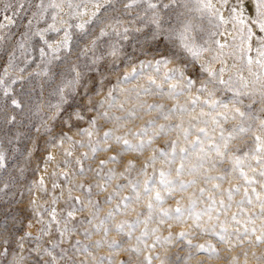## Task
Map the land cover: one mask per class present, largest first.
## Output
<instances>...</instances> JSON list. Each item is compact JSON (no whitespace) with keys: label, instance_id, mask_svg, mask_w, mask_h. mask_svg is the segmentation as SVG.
I'll list each match as a JSON object with an SVG mask.
<instances>
[{"label":"rangeland","instance_id":"obj_1","mask_svg":"<svg viewBox=\"0 0 264 264\" xmlns=\"http://www.w3.org/2000/svg\"><path fill=\"white\" fill-rule=\"evenodd\" d=\"M54 2L60 7H51L53 0H43V8L40 7L41 0H0V25H5L0 27V80L3 81V86H0V152L5 156L4 166L0 167V264H100L101 257L103 264H149L148 257H151L150 264H264V243L255 240L262 234L264 216L258 215L260 204L252 192L254 188L264 197V177L259 175L261 166L251 159V150L255 148L254 134H262L264 94L260 83H252L255 80L252 72L260 71L258 66L253 64L250 72L246 61L231 54L236 52L234 45L240 43L239 25L234 27L230 20V9L235 6V0H228V4L222 0H211L229 20L219 28L215 26L218 20L210 17L208 11L203 14L188 12L183 6L184 0L168 8L163 5L169 4L170 0H154L160 5L156 10L161 18L159 30L150 23L152 10H148L147 17L142 19L146 5L125 8L128 0H110L107 3L100 0L101 6L95 17L92 16L96 11L95 0H71V7L69 0ZM188 7L194 5L189 4ZM248 11L252 12L251 9ZM181 13L185 15L181 16ZM189 17L197 25L193 32L197 44L208 40L209 33L213 31L218 35L212 40L227 43L228 47L222 50L219 60L212 59L221 51L215 43L205 45L209 51L195 59L181 47L174 32H169V29H178L181 21ZM85 20H90V23L81 30L77 25ZM53 24L60 31L50 29ZM102 28L107 35H100ZM253 30L257 36L262 35L255 25ZM65 31L70 35L67 47L59 43L64 40ZM234 36L237 37L235 41ZM93 40L96 41L94 45ZM251 43L255 49V37ZM251 55L255 57V52ZM162 57L171 62L167 65L161 63L157 71L155 61ZM202 65L214 69L217 78L223 68L222 77L224 80L231 78L232 87H241L243 81L239 77L248 81L249 87L241 89L245 94L238 97L240 102L231 103L235 93L228 91L225 85L210 83L217 78L203 71ZM175 68L181 69L184 77L173 72L169 73L172 79L166 80L165 73ZM187 78L195 81L190 89ZM202 83L207 84L209 91L215 92L213 99L228 103V109L205 106L203 101L208 99V92L199 90ZM161 84L163 88H158L157 85ZM172 84L177 85L174 92L170 91ZM7 89L10 91L5 95ZM197 96L200 99L193 106L191 101ZM13 99L19 101L20 107L12 104ZM150 104L164 107L162 110H149L147 106ZM175 105L186 106L188 111L170 113ZM234 107L247 113L243 123L250 130L235 134L227 141L229 158L223 163H219L215 151L210 150L208 162L195 174L198 184L187 193H177L176 198L168 199L163 207L174 208L181 195L187 203L190 193L204 187L207 192L198 209L210 203L208 195L232 205L220 215L219 222L215 212L210 223L205 216V227L215 225L216 231H221L220 224L227 221L224 226L229 233L237 227L242 233L243 227L232 221L231 216L240 210L237 202L244 197V189L247 188L252 203L246 202L242 206L246 212L238 218L247 220L251 215L255 224L249 223L248 226L257 229L255 234L241 235L239 240L231 235L230 243H225L217 236L194 228L191 220L187 223L167 220L161 224L158 214L147 225L141 224L133 230L131 237L125 234L129 231L127 228L125 232L112 228L114 222L133 219L135 212L118 213L115 221L106 222L103 227L112 228L106 238L103 227L97 230L96 226L109 210L120 203L122 197L133 194L130 182L140 181L143 188L146 177L141 169L153 155L154 148L170 151L167 142L177 139L180 147L188 146L179 127H166V134H161L142 153L123 151L122 144L116 142L114 136L105 139V132L112 129L115 135H124L129 129H139L152 119L156 121L157 131L161 124L179 125L181 122L187 129L191 121L196 128L207 127L215 142L222 145L221 151H225V142L219 139L220 128L215 127L211 120L205 125L203 119L208 117L201 118L200 122L192 118L201 111L211 113L219 118L227 136L241 123V118H232ZM131 112L136 116H130ZM162 112L169 114V119L166 120ZM222 113L229 118L224 120ZM117 116L122 119L116 120ZM85 129L92 133L91 136L83 131ZM196 136L197 132L193 130L189 141L195 140ZM127 138L134 143L138 140L133 136ZM210 143L205 140L206 146ZM245 153L249 156L244 159V171L256 181L251 185L245 183L238 171H231L230 157L243 158ZM102 161L106 163L102 164ZM129 161H134L135 167L129 169ZM212 161H217L215 166ZM190 162H198L195 153ZM161 167L167 168L168 165L158 155L155 169ZM153 170V167H148L149 176ZM226 170V180L204 179L205 174L217 176ZM192 178L187 174L184 177L186 180ZM217 183L221 185L220 190L212 187ZM118 185L124 187L119 188ZM236 185L240 186V191H234L229 201L227 190ZM114 191L119 195L108 203L107 198ZM133 206L137 211H144L141 219L147 217L142 205ZM69 212L73 213L71 217ZM145 227L149 234L138 241L137 237ZM157 227L159 231L152 232ZM181 231L192 234L187 238L180 237ZM170 233L171 239H167ZM102 239L104 242L97 247L96 241ZM112 239L120 242L118 247L109 246L108 241ZM188 240L192 241L191 245ZM209 241L215 246V251L195 247ZM136 248L139 251H135Z\"/></svg>","mask_w":264,"mask_h":264},{"label":"snow or ice","instance_id":"obj_2","mask_svg":"<svg viewBox=\"0 0 264 264\" xmlns=\"http://www.w3.org/2000/svg\"><path fill=\"white\" fill-rule=\"evenodd\" d=\"M105 2H110V0H105ZM180 0H170L169 4H164V8H168L171 5H175L179 3ZM222 3L228 4V0H222ZM189 4L194 5V7L189 8ZM137 5H146L144 17H141L142 19L147 17L148 10H152V16L150 18V23L155 26L157 30L161 28V18L160 13L156 11L160 5L157 2H154V0H128V3L125 5V8H132ZM51 7L59 8L60 5L56 4L53 0V3L50 4ZM69 6L71 7V0H69ZM100 0H95V9L92 13V16L95 17L97 12L100 9ZM183 6L188 9V12H198L203 14L205 11H208L210 17L214 16L218 23L215 25L217 28H219L222 24L229 23L228 19H225L222 13H220L219 9H216L215 6L211 3V0H184ZM40 7L43 8V0H41ZM251 7L252 12L249 13L248 9ZM77 8H79V5H77ZM87 10H85L86 12ZM231 17L230 20L233 22L234 27L236 25H239L238 28V37L240 40L239 44H235L234 47L236 48V52L231 53L232 55L238 56L239 59L246 61L247 65L249 66V70L251 72V66L253 64L257 65L260 71L258 72H252V75L255 77V80L252 82L260 83V90L261 93L264 94V0H235V6L231 7L230 9ZM80 14V13H77ZM181 16H184V13L180 14ZM7 19V18H6ZM53 19L55 20L56 17L54 16ZM11 22V21H10ZM90 23V20L82 21L77 25L78 28L83 30L85 28V25ZM29 24H31V21H29ZM253 25H255V28L261 33L262 35L257 36L256 32L253 30ZM5 25H0V27H4ZM197 25L194 23L193 18H186L180 23V27L178 29H169L170 33H173L178 37L180 41L181 47L186 50L188 53L191 54V56L195 59H199L200 56L209 51V47H206L205 45H208L210 42L215 43L218 47L220 52H218L216 55L212 57L213 60H219L221 56L223 55L222 50L226 47H228L227 43H221L219 39L212 40L213 37L217 36L218 33L213 31L209 33L208 40H206L203 44H197L195 42L193 32ZM50 29L54 31H60V29L55 28V25H50ZM202 30V29H201ZM125 32L128 31L127 28L124 29ZM42 35V33H38ZM222 34V33H221ZM101 36L107 35V32L105 29H101L100 31ZM256 38L257 40V46L255 49L252 46V39ZM237 37H233V40L235 41ZM70 40V35L67 31H65L64 40L62 42H59L62 46L67 47L68 41ZM95 40L92 41L93 45L95 44ZM22 46V45H21ZM51 47V45H49ZM55 50V49H54ZM42 54H43V50ZM255 52V57L251 55L252 52ZM84 52H87V48L84 49ZM171 61L167 57H162L159 60L155 61L156 70L159 71V66L161 63L164 65H167ZM143 63V62H142ZM151 63V62H149ZM203 71L207 72L209 76L213 78H217L218 74L217 72L212 69L210 66L202 65ZM135 71V70H134ZM224 69H220V75L217 79L214 81H209L210 83H218L221 85H225L228 91H232L235 93V96L233 97V100L231 103L236 104L239 103L238 97L242 94H245L241 91V89H247L249 87V82L245 81L243 77H239L243 83L241 84V87H232L231 86V78L229 80H224L222 77ZM178 72L181 77H184V72L179 69H169V72L165 73V79L171 80L172 76L169 73ZM152 83H156L155 80H152ZM195 83L194 80L191 78H187V87L190 89L193 84ZM0 86H3V81L0 80ZM158 88H163V85H157ZM177 85L172 84L170 86V91L174 92ZM200 91L208 92V99L204 100L203 103L205 106L216 109L219 107H223L225 109H228L229 105L228 103H225L222 100L213 99L215 92L209 91L207 84L202 83L201 87L199 89ZM10 89H7L5 91V95L8 94ZM111 95V93H109ZM199 97L197 96L195 99L191 101L192 105L195 106L197 102L199 101ZM12 104L16 107H20L19 101L13 99ZM121 108H123V105H120ZM149 110L152 109H163V105H148L147 106ZM176 110H179L181 112H187L188 109L186 106L181 105H175L173 109H170L169 112H174ZM164 118L167 120L169 119V114L163 113ZM103 115L107 116V113H104ZM132 117L136 116L135 112H131L129 114ZM222 118L224 120H227L229 117L225 114H221ZM247 113L244 111H241L240 108L234 107L232 109V118L236 119L237 117L241 118V123L237 126H235L232 130V132L228 133L227 136H225V132L223 127L220 125L219 118L212 116L211 113H205L204 111H201L198 116L193 117V120H196L197 122L201 121V118L208 117V119H203V123L207 125L209 121L213 122L215 124V127L220 128V134L219 139L221 141H224L223 147L225 151H221L222 145L220 143L215 142V137L211 136L209 134V130L207 127H201L196 128L195 124H192L191 121L189 122V128L185 129L183 127V122H181L179 125H159V131L156 130V121L155 119L146 121L145 125L140 127L139 129H129L127 133L124 135H115L114 130L110 129L109 131L104 133L105 139L109 137H113L116 142L122 144L123 151H136V152H143L146 147H151L153 142L161 135L166 134L165 129L166 127L171 129L174 127H179L182 130L183 138L186 142H188L187 147H180L179 140H171L167 142V147L170 149V151H165L164 148H154L153 149V155L149 157L148 161L145 163L144 167L141 169V173L146 177V179L143 181V188L141 189V183L140 181L136 182H130L131 188L133 190V194L129 196H124L121 198V202L117 203L112 209L109 210L107 215L105 216L104 220L100 222L99 225H97V230H100L103 225L108 221H115V216L118 213H124L127 214L128 212H135L136 216L133 219H126L120 222H114L112 224V228H114L117 232H125V229H129L125 234L128 237H131L133 234V230H135L139 225L145 224L147 225L149 221H151L156 214L160 217V223H166L167 220H173L178 223H187L189 220L192 221V226L196 229H200L201 232L213 236L219 237V240L225 243H230L231 235H235L237 239H240V236H248L249 233L255 234L257 229L255 227L249 228V223L255 224V221L252 219V216L249 215L247 220H241L238 217H241L245 214L246 209H244L242 206L247 202L248 204L252 203V196L249 195V191L247 188L244 189V197L237 202V204L240 206V210L236 213H233L231 216L232 221H234L237 225H240L243 227V232L241 233L240 227H237L232 230L231 233H229V229L225 227L224 225L227 223V221H224L220 224L221 231H216V226L211 225L210 227H205L204 217H208V222L210 223L213 219L212 213H216V220L219 222V217L221 214L225 213L228 209L231 208V203H226L223 199H220L217 201L215 196L208 195L207 200L210 201V203L206 204L203 208L198 209V205L201 202V198L205 196V193L207 192V189L204 187H200L196 190V192H192L187 196V203H185V197L184 195H181L176 200L175 207H169L164 208L163 205L168 199H174L176 198L177 193H187L190 188H192L194 185L198 184V180L195 176L196 173L200 171V169L203 167L204 163L208 162L209 152L210 150L215 151L216 155L219 157V163H223L225 159L229 158L227 156V141L234 138L235 134L238 133H247L250 130V127L244 126V119L246 118ZM14 120L15 117H12ZM116 120H121L122 117H115ZM92 123H95V120L93 119ZM123 126V125H121ZM195 130L197 132V136L195 140L189 141V137L192 134V131ZM88 133L89 136H91V132L87 129L83 130ZM151 132V134H150ZM260 132L261 135H255L254 134V140H255V148L251 150L253 155L251 156L252 160H255L257 164L261 166V169L259 170V175L261 177H264V121H261L260 124ZM128 136L137 137V142H133L132 140L128 139ZM203 137V138H202ZM205 140L211 141L209 145H205ZM196 154V160L197 163H191V156L192 154ZM160 157L164 158L165 163L168 165L167 168L161 167L160 169H155V163L158 159V155ZM71 155V153H69ZM86 155V154H85ZM249 154L245 153L244 157L240 156H232L230 157L232 161V172H239L240 177L243 178L245 183L251 185L255 183L256 181L254 179H250L248 176V173L244 171V159L248 158ZM52 157L49 156V159ZM110 159H116V157H111ZM4 160L5 156L3 152H0V167L4 166ZM179 161V163H177ZM67 163V161H65ZM102 164L106 163V161H102ZM217 161H212L213 166ZM135 167L134 161H129L128 168ZM148 167H153V173L151 176L148 175ZM250 167V165H249ZM158 174V179H157ZM193 176L192 179H184L185 175ZM65 176H67V173H64ZM123 175V173H121ZM204 179L206 181L211 180H219L223 181L228 179L227 170L225 173H221L217 176H210L205 174ZM41 187H43V179L40 181ZM158 185V187H157ZM55 187V185H54ZM80 187H83V185H80ZM119 188H123L124 185H118ZM214 190H220L221 185L219 183L212 185ZM46 191V189H45ZM71 191V189H69ZM89 193L91 192V187L88 189ZM239 192L240 186L236 185L234 187H230L227 190L228 199L231 201L233 192ZM252 192L255 194V198L257 201H259L260 204V211L258 215L264 216V197L261 196L259 192H256V190L253 188ZM199 194V196L197 195ZM118 192H113L110 194L107 198V202L111 203L112 199L116 196H118ZM147 197V199H145ZM76 199H79L78 197ZM33 205H35V201H33ZM133 205H142L143 209L147 212V217L145 219H141L142 216H144V211H137V208ZM219 205V208L217 207ZM73 215L72 212L68 213V216L71 217ZM53 219H55V211L52 213ZM91 222V221H89ZM169 228L172 227V225H168ZM112 228L103 227V231L105 233V238L107 237L108 233L112 230ZM159 228H153L152 232H158ZM261 232L262 234L255 237L256 242L258 243H264V224L261 225ZM86 234L90 235V233L87 232ZM149 234V230L147 227L144 228L142 234L140 237H137V240H143L146 238ZM192 233L188 231H181L178 235L180 237L187 238ZM28 235H31V233H28ZM171 233L169 234V237L167 239H171ZM157 240L160 239L159 236L156 238ZM104 242V240H98L96 241L97 247L101 246V244ZM241 243L243 241H240ZM251 243V241H249ZM79 244L80 242L77 241ZM110 247H118L119 241L112 239L108 241ZM188 243L191 245L192 241L188 240ZM154 246V245H153ZM195 247L199 249H208L215 251V246L209 241L206 244H197ZM135 251H139V248L134 249ZM149 261V264L151 262V257L147 258ZM100 264H103V257L100 258Z\"/></svg>","mask_w":264,"mask_h":264},{"label":"bare ground","instance_id":"obj_3","mask_svg":"<svg viewBox=\"0 0 264 264\" xmlns=\"http://www.w3.org/2000/svg\"><path fill=\"white\" fill-rule=\"evenodd\" d=\"M249 9H251V8H249ZM249 9H248V10H249ZM251 11H252V9H251ZM249 12H250V11H249Z\"/></svg>","mask_w":264,"mask_h":264}]
</instances>
